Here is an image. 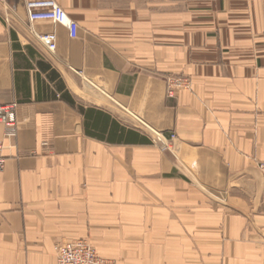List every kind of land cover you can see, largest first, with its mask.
Listing matches in <instances>:
<instances>
[{"label":"crops","instance_id":"1","mask_svg":"<svg viewBox=\"0 0 264 264\" xmlns=\"http://www.w3.org/2000/svg\"><path fill=\"white\" fill-rule=\"evenodd\" d=\"M56 2L76 38L0 0V106L21 122L0 125V264L77 240L113 264H264V0ZM170 77L190 89L168 98Z\"/></svg>","mask_w":264,"mask_h":264},{"label":"built area","instance_id":"2","mask_svg":"<svg viewBox=\"0 0 264 264\" xmlns=\"http://www.w3.org/2000/svg\"><path fill=\"white\" fill-rule=\"evenodd\" d=\"M27 18L30 23L43 22L60 25L67 29L69 37H77L78 24L70 19L56 0H24ZM40 42L46 46L49 52L56 48V36L54 33L39 36ZM167 97L174 98L177 90H189L190 81L183 77L166 79ZM133 118L137 128L150 137L151 142L161 151L172 153L176 136H166L147 125L145 122L129 114ZM19 120V105L16 103L0 106V125L4 130V138H15L21 130ZM3 144L0 142V153ZM5 164V158L0 155V170ZM257 168L262 176V204L264 206V163H258ZM56 264H113V262L99 257L94 247L86 241L77 240L59 244L55 248Z\"/></svg>","mask_w":264,"mask_h":264},{"label":"trees","instance_id":"3","mask_svg":"<svg viewBox=\"0 0 264 264\" xmlns=\"http://www.w3.org/2000/svg\"><path fill=\"white\" fill-rule=\"evenodd\" d=\"M66 101L71 105V106H74L73 103L69 100L66 99Z\"/></svg>","mask_w":264,"mask_h":264}]
</instances>
